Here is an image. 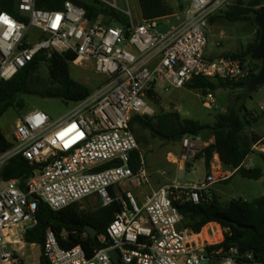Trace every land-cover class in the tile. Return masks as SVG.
I'll use <instances>...</instances> for the list:
<instances>
[{
    "label": "built area",
    "instance_id": "2783aa9c",
    "mask_svg": "<svg viewBox=\"0 0 264 264\" xmlns=\"http://www.w3.org/2000/svg\"><path fill=\"white\" fill-rule=\"evenodd\" d=\"M95 1L115 11L118 19L104 21L98 15L90 21L85 10L71 2L59 11H46L38 9L35 0H17L19 20L0 9V82L41 51L47 56L69 52L75 56L71 64H89L100 78L96 89L70 106L63 118L54 121L35 109L13 126L7 139L11 146L0 153V172L17 156L35 169L23 187L19 180L0 176V264H22L15 249L36 225L39 201L52 211L84 202L97 207L116 202L120 207L105 232L95 236L99 247L90 256L80 246L61 249L48 230L41 250L46 264H114L112 251L120 264H242L250 254L237 248L209 250L222 242V230L215 240V229H209L206 238L181 226L179 207L199 204L211 185L228 179L218 161L201 182L173 180L152 188L144 155L129 129L133 116H151L150 91L158 96L159 90L183 88L196 77L247 82L250 59L206 55L209 21L230 0H189L181 20L166 29L161 28L162 19H135L129 0H123L126 10L117 7V0ZM32 29L39 32L34 42ZM213 104L210 91L203 93L201 106L211 110ZM263 142L253 144L250 152L264 153ZM179 144V156L168 154L172 159L167 161L181 167L205 146L200 137L191 136ZM133 152L139 162L135 173L129 166ZM160 175L166 177L165 172ZM142 186L149 191L139 205L129 189Z\"/></svg>",
    "mask_w": 264,
    "mask_h": 264
},
{
    "label": "trees",
    "instance_id": "16d2710c",
    "mask_svg": "<svg viewBox=\"0 0 264 264\" xmlns=\"http://www.w3.org/2000/svg\"><path fill=\"white\" fill-rule=\"evenodd\" d=\"M180 2V0H176ZM17 0H0V9L13 18L19 20L15 4ZM65 2L82 7L88 20H94L98 15L116 18L115 11L106 6L97 4L95 0H35L38 9L46 11H59ZM140 17L142 19H163L173 14L165 0H137ZM264 5V0H253L247 7L234 8L224 13L223 18L231 22H253L254 16L259 13V8ZM212 19V18H211ZM210 19L209 23L212 22ZM110 21V20H109ZM257 38L247 46L243 53L225 55L235 59H248L251 50L257 45ZM74 55L65 52L47 56L44 51L39 52L31 62L19 69L15 75L6 81L0 82V117L14 106L23 107L18 101L21 96H37L40 99H56L64 105L72 106L84 101L90 94V89L79 82L74 81L69 73V64L74 60ZM47 70V77L37 75L40 65ZM252 74L260 69V63L251 61ZM238 84H230L223 81H207L202 78H193L188 87L194 91H215L221 87L236 89ZM148 97H156L151 91ZM255 122L252 113L246 110L242 100V92L224 113L217 114L212 124H201L191 119H182L178 114H165L149 117L136 115L130 120L129 129L136 125L140 130H145L154 138L170 139L180 142L183 137H200L208 131L211 138L203 141L205 146L201 156L205 169L210 171L211 160L229 170L235 171L242 178L257 181L264 176V154H259L263 168H245L243 162L250 153L251 146L259 140L258 136L240 138L241 132ZM201 138V137H200ZM9 144L0 133V153L6 151ZM137 153L130 155L129 166L135 173L139 162ZM35 167L30 166L21 156L11 159L0 172L3 180H19L21 187L30 179ZM80 204H73L58 211H52L45 203L39 201L36 209V225L24 236L27 244L40 246L45 239V234L51 230L59 247L70 250L80 246L90 256L92 251L98 248L96 239H91L87 233L90 228L101 235L113 221L119 212V204L114 202L106 207H97L95 210L86 211L78 209ZM179 214L184 221V228L193 233H199L208 224L218 225L223 232V240L209 250L228 251L237 248L241 253L250 254L249 259L241 260L242 264H264V197L252 201L242 199L231 200L226 206H221L215 196L202 193L199 204H184L179 207ZM216 225V226H217ZM217 226V227H218ZM218 227V228H219ZM203 228V229H204ZM202 229V230H203ZM202 232V231H201ZM40 264H46L40 255Z\"/></svg>",
    "mask_w": 264,
    "mask_h": 264
},
{
    "label": "rangeland",
    "instance_id": "374dc122",
    "mask_svg": "<svg viewBox=\"0 0 264 264\" xmlns=\"http://www.w3.org/2000/svg\"><path fill=\"white\" fill-rule=\"evenodd\" d=\"M112 2V0H106ZM131 2L130 11L133 13L135 19L140 18L137 0H129ZM253 0H230L227 5L222 7L213 17L212 22L207 28V47L206 55L211 58L225 57V55L239 54L246 51L247 46L253 43L257 38V30L259 28L254 22H231L223 18L226 11L234 8L247 7ZM173 14L165 17L161 21V28L166 29L170 25L177 24L181 18L182 13L188 5V0H165ZM117 7L120 10H126V5L123 0H117ZM104 21H108V17L103 15ZM260 35V31H259ZM39 32L36 29L30 30L31 41L38 39ZM69 73L71 78L87 86L93 92L100 81L99 76L95 75L89 64L83 66H76L69 64ZM37 75L41 78L47 77V70L45 65L41 64ZM245 108L258 117L257 122L251 127H246L240 134V138H249L250 131L257 134H264V111L259 107L264 105V84L258 86L256 90L248 97L243 99L244 91L227 87H221L215 91H210L214 98V104L211 110H206L201 106V97L203 92L189 89L188 83L183 88H171L168 91H158V96L148 98V108L151 111V116L165 114H178L182 119H191L198 121L201 124H212L217 114L224 113L229 107L234 104L235 98L241 94ZM23 107L14 106L7 110L6 113L0 117V133L5 140L10 139L13 126L26 113L32 110H40L45 112L52 120H59L63 118L70 106L64 105L61 101L56 99H40L37 96H21L19 98ZM131 133L138 142L140 152L144 155L145 168L149 173V182L152 188L159 185L166 184L175 180L182 183H197L205 179L208 172L205 169L202 157L196 156L190 160L187 165L181 167L179 164H171L168 159H172L173 154L176 157L180 154V144L170 139L154 138L148 131L140 130L136 125L130 127ZM260 137L259 135H257ZM203 141H208L211 134L208 131L200 135ZM264 144V142H263ZM257 153V152H256ZM258 154V153H257ZM264 154V153H263ZM211 164L217 162L212 159ZM245 165L249 168L262 167V162L258 157L254 156L253 162L248 160ZM181 169V170H179ZM222 175L226 176L230 173L220 165ZM165 172L166 177H161L160 173ZM129 185L125 184L124 189H128ZM135 202L139 205L142 203V195L147 193L149 189L146 186L129 189ZM208 196H215L221 206H226L231 200L242 199L244 201H252L259 197H264V176L263 179L253 181L242 178L239 174H232L228 179L219 181L211 185L205 192ZM97 208V205L92 203H81L78 207L80 210L92 211ZM181 226L184 227V221H181ZM219 227V226H218ZM216 225L211 224L205 227L203 237H208V230L215 229L218 233V240L221 229ZM220 229V230H219ZM201 232V231H200ZM15 253L22 262V264H40L41 250L38 245H30L24 243L21 248H16Z\"/></svg>",
    "mask_w": 264,
    "mask_h": 264
},
{
    "label": "water",
    "instance_id": "95a60500",
    "mask_svg": "<svg viewBox=\"0 0 264 264\" xmlns=\"http://www.w3.org/2000/svg\"><path fill=\"white\" fill-rule=\"evenodd\" d=\"M254 24L259 28L260 35L257 45L251 50L249 59L260 63V69L256 74H252L246 83L237 87L238 90L244 91L243 99L250 96L258 86L264 84V5L259 8V13L253 18ZM87 233L94 239L96 231L90 228ZM114 264H120L118 255L115 251L109 253Z\"/></svg>",
    "mask_w": 264,
    "mask_h": 264
},
{
    "label": "crops",
    "instance_id": "0c3cea01",
    "mask_svg": "<svg viewBox=\"0 0 264 264\" xmlns=\"http://www.w3.org/2000/svg\"><path fill=\"white\" fill-rule=\"evenodd\" d=\"M188 2H189V0H188ZM261 106H263V110H261L260 109V107ZM260 107H259V109L263 112L264 111V105H261ZM247 110V109H246ZM248 111V110H247ZM250 112V111H249ZM250 113H252V112H250ZM252 116L255 118V122L252 124V125H254L256 122H257V120H258V117L255 115V114H253L252 113ZM251 125V126H252ZM250 126V127H251ZM253 135H255V136H257V135H259L260 137V139L259 140H257L256 142H258V141H260L261 139H263L264 138V134H257L256 135V133L255 132H253V131H250V133H249V138L251 137V136H253ZM256 142H254L253 144H255ZM252 144V145H253ZM250 151H251V149H250ZM258 153V152H257ZM256 152H250L248 155V157L247 158H245V160H244V162H243V166L245 167V168H249L248 166H246L245 165V162L248 160L249 162H253V158H254V156H256V157H258L259 156V154H263V153H258L257 154ZM257 168H260V167H257ZM263 168V165H262V167H261V169ZM232 174H235V171H232V172H230V173H228V178L232 175ZM261 179H263V177L261 178ZM261 179H259V180H261ZM215 224V223H214ZM209 225H211V223L209 224ZM208 226V225H207ZM206 227V226H205ZM205 229V228H204ZM204 229L202 230V233H203V231H204Z\"/></svg>",
    "mask_w": 264,
    "mask_h": 264
},
{
    "label": "bare ground",
    "instance_id": "6f19581e",
    "mask_svg": "<svg viewBox=\"0 0 264 264\" xmlns=\"http://www.w3.org/2000/svg\"><path fill=\"white\" fill-rule=\"evenodd\" d=\"M203 236H204V235H203V233L201 232L199 237H203ZM199 237H198V238H199ZM206 238H208V237H206Z\"/></svg>",
    "mask_w": 264,
    "mask_h": 264
}]
</instances>
